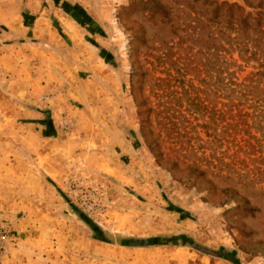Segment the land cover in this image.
<instances>
[{"label":"rangeland","instance_id":"1","mask_svg":"<svg viewBox=\"0 0 264 264\" xmlns=\"http://www.w3.org/2000/svg\"><path fill=\"white\" fill-rule=\"evenodd\" d=\"M132 1L99 0L94 15L104 25L94 41L109 65L97 64L95 82L77 83L71 98L65 94L49 174L24 170L17 185L0 179V264H233L189 240L238 264H264V175L238 177L234 171L246 168L222 145L210 146L202 129L189 128L184 97L166 111L179 128H161L160 116L150 113L154 134L148 139L156 137L158 148L150 149L141 131L139 110L157 106L158 78L177 76L185 61L199 63L203 77L199 49L205 44L193 26L200 36L211 31L213 24L204 26L211 6L158 0L173 7L168 20ZM193 75L188 71L183 83H197ZM135 79L141 90H133ZM52 96L44 93L40 102ZM16 143L11 135L3 142V160ZM199 169L206 174L197 176ZM249 206L256 210L247 212Z\"/></svg>","mask_w":264,"mask_h":264},{"label":"crops","instance_id":"2","mask_svg":"<svg viewBox=\"0 0 264 264\" xmlns=\"http://www.w3.org/2000/svg\"><path fill=\"white\" fill-rule=\"evenodd\" d=\"M98 7L99 0H0V146L10 135L17 142L12 157L0 156V179L17 185L24 170L49 174L65 94L71 98L77 83L95 82L97 64L109 65L94 41L104 25L94 15ZM49 92L52 98L41 103Z\"/></svg>","mask_w":264,"mask_h":264},{"label":"trees","instance_id":"3","mask_svg":"<svg viewBox=\"0 0 264 264\" xmlns=\"http://www.w3.org/2000/svg\"><path fill=\"white\" fill-rule=\"evenodd\" d=\"M204 1L211 6V14L206 17L204 26L210 27L213 24V28L200 36L196 26H193L194 36L197 40H203L202 43L205 44L204 49H199L205 55L200 61L204 66L203 77H200L199 63L191 64L185 61L184 68L177 69V76L169 74L165 78H158L155 83L157 106L139 110L142 134L150 149L158 148L159 142L156 137L148 139V136L154 134L149 127L150 113L160 116L161 128L165 130L177 128L178 123L171 115L166 114V111L169 109V102L174 100L180 103L184 97L186 100L184 109L186 108L191 117L189 128L197 134L199 133L197 127L202 129L208 137L210 146L216 143L222 145L226 156L246 168L234 171L238 177L249 180L258 175L263 177L264 0H242L243 3L228 0ZM137 4L142 9L158 13L168 20L173 9L158 0H133L131 6ZM193 16L195 18L192 21L197 24L198 13L193 12ZM246 68L250 70L245 71ZM188 71L194 73L197 83H193V80L183 83ZM170 79L179 83H170ZM136 80L131 81V86L133 90H141V85L135 83ZM203 83H209V87L203 88ZM201 92L205 94L206 100L201 97ZM217 98L221 100L220 108H217ZM145 102L146 97L138 101V104L142 105ZM202 117L207 119L203 120ZM198 139L201 140L200 137ZM221 166L228 167L229 163L222 161ZM193 168L198 169L197 165ZM205 174L204 169H199L196 173L197 176ZM245 208L249 213L256 210L251 206ZM187 245L202 253L216 255L238 264L236 258L225 255L222 250L211 251L192 240L187 241Z\"/></svg>","mask_w":264,"mask_h":264}]
</instances>
